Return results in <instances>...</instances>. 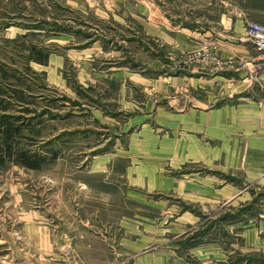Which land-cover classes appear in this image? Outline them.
I'll list each match as a JSON object with an SVG mask.
<instances>
[{"label":"rangeland","instance_id":"obj_1","mask_svg":"<svg viewBox=\"0 0 264 264\" xmlns=\"http://www.w3.org/2000/svg\"><path fill=\"white\" fill-rule=\"evenodd\" d=\"M249 22L264 0H0V264H264Z\"/></svg>","mask_w":264,"mask_h":264},{"label":"built area","instance_id":"obj_2","mask_svg":"<svg viewBox=\"0 0 264 264\" xmlns=\"http://www.w3.org/2000/svg\"><path fill=\"white\" fill-rule=\"evenodd\" d=\"M244 35L254 48L264 55V24L256 22L247 23Z\"/></svg>","mask_w":264,"mask_h":264},{"label":"crops","instance_id":"obj_3","mask_svg":"<svg viewBox=\"0 0 264 264\" xmlns=\"http://www.w3.org/2000/svg\"><path fill=\"white\" fill-rule=\"evenodd\" d=\"M64 236H60V239L61 238H63ZM31 238H33L34 240H36V241H38V243L40 244V245H42L43 247H47L48 246V243H47V241H45V240H43V239H37V238H34V237H31ZM58 247H60L59 245H57ZM52 253H54V251H52ZM25 258V262H27V261H29V256H26V257H24ZM155 264H163L160 260H159V258L158 259H156V261H155Z\"/></svg>","mask_w":264,"mask_h":264},{"label":"trees","instance_id":"obj_4","mask_svg":"<svg viewBox=\"0 0 264 264\" xmlns=\"http://www.w3.org/2000/svg\"><path fill=\"white\" fill-rule=\"evenodd\" d=\"M27 164V163H26ZM27 167H29V168H34L33 166H30V164L29 165H26Z\"/></svg>","mask_w":264,"mask_h":264}]
</instances>
